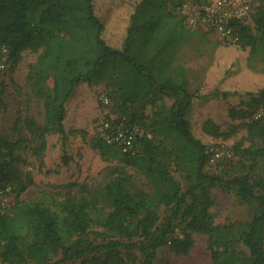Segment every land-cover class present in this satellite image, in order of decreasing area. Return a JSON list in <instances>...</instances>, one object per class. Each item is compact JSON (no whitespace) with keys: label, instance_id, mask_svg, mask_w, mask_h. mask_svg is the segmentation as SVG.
<instances>
[{"label":"trees","instance_id":"obj_1","mask_svg":"<svg viewBox=\"0 0 264 264\" xmlns=\"http://www.w3.org/2000/svg\"><path fill=\"white\" fill-rule=\"evenodd\" d=\"M167 1L160 0L159 4ZM95 2L0 0V50L6 47L9 59L15 62L25 50H41L28 79L43 99L45 111L43 126L24 118L16 140L0 137V186L19 183L20 151L30 149L40 156L48 133L61 138L62 160L69 164L67 140L76 132L66 126L70 99L82 83L97 87L107 81L123 104L138 106L141 116L133 114L128 121L143 131L140 151L135 155L122 153L98 135L92 146L102 155L116 150L124 161L135 162L145 171L150 190L137 188L129 175L118 172L99 191L83 187L85 193L68 196L54 207L35 200L0 209V258L9 264H152L165 244L177 255L187 254L196 233L207 236L213 264H264V192L257 189L264 188V177L254 181L247 174L225 179L205 171L212 148L241 130V139L230 146L233 151L251 161L264 158V122L253 118L249 104L264 99V89L244 91L238 81L230 83L241 69L239 61L231 64V75L222 73L213 90L190 89L182 66L166 74L157 67L174 37L172 31L158 40L153 37V30L164 17L153 0L135 3L121 48L104 39V21ZM252 24L255 34L249 25H241L239 43L219 44L245 53L246 68L253 72L254 61L259 58L264 76L263 6L257 8ZM139 39H143L142 45L153 40L150 53L142 52ZM49 78L53 80L51 86ZM224 81L229 82L225 87L221 86ZM236 94L245 95L246 109H228L234 123L229 132L221 131L211 119L204 121L202 133L215 140L214 144L205 143L203 135L193 130L189 117L193 104ZM164 97L173 99L172 105L161 107L149 120L156 141L145 129L143 112ZM106 120H111L110 115L100 118L94 129ZM173 165L184 173L185 189L171 176L169 168ZM67 182L69 188L83 184ZM19 184L24 190L22 181ZM220 185L234 188L239 200L255 203L258 212L248 221L216 224L210 212L214 202L211 189ZM177 220L181 237L174 236Z\"/></svg>","mask_w":264,"mask_h":264},{"label":"rangeland","instance_id":"obj_2","mask_svg":"<svg viewBox=\"0 0 264 264\" xmlns=\"http://www.w3.org/2000/svg\"><path fill=\"white\" fill-rule=\"evenodd\" d=\"M95 1L97 12L104 21V39L110 45L121 48L130 23V14L139 0ZM179 1L182 0H169L160 5V0H153L164 16L162 23L153 30V37L158 40L169 31L173 32L174 37V41L163 52L157 63L161 72L166 74L175 67L182 66L185 69L189 88L208 92L219 84L222 73L226 71L227 75H231V64L239 61L238 65L241 69L230 83L238 81L244 91L264 89V76L261 72L263 64L260 59L256 58L254 61V72L248 70L245 64V53L241 54L240 51L235 52L225 46L221 47L219 40L201 30L186 28L175 8ZM190 2L197 4L203 3V0H190ZM258 3L264 7V0H259ZM178 20L181 24L177 22ZM248 25L255 34L256 30L253 28L252 21ZM152 41L142 45L143 39H139L137 44L142 47V52L150 53L154 46ZM40 52L41 50L39 52L31 49L25 50L16 62L8 57L5 69L0 70V137L16 140L22 132L21 120L24 118H31L38 125H44V101L36 95L28 79L29 72L37 63ZM52 82V78L47 81L49 86ZM227 84L229 82L224 81L221 86L225 87ZM105 100L108 103H105ZM245 101L244 94H236L226 98L218 96L204 102H195L189 115L195 134L203 135L205 143L214 144L215 140L212 137L202 133L203 122L211 119L221 126V131L229 132L230 126L234 123L228 117V109L231 106L246 109ZM172 103L173 99L164 97L154 106L148 105L143 112L146 116L142 121L145 129L156 141L158 138L149 125V120L162 109L161 107L169 108ZM249 104L253 118L264 122V99L250 101ZM133 114L141 116L138 106L123 104L109 82H103L97 87H88L85 83L80 84L70 99L66 118L67 129L76 130L75 133L69 134L67 140L69 164L63 163L61 138L55 133L46 135L45 149L40 156H36L30 149L20 151L23 161L19 165L18 182L22 181L25 189L21 190L19 183L9 184L13 189L10 195V206L42 200L54 207L56 203L68 196L73 197L85 193L83 187L91 191H99L109 177L118 172H125L129 175L137 188L150 190L151 186L145 171L135 162L124 161L122 154L116 150L107 151L105 155H102L97 148L92 146L94 137L100 136V127L97 130L94 129L100 118L110 115V118L116 121L128 120V117ZM243 134L244 131H238L221 145L212 148L219 152L220 158L208 162L205 167L207 173L218 174L225 179L247 174L254 181L264 177V158L257 161L243 159L230 147L234 141L241 139ZM169 172L174 180L185 189L187 182L184 173L174 165L169 168ZM67 181L83 184L69 188L66 187ZM257 189L264 192L261 186ZM211 195L214 202L210 212L216 224L226 225L236 221H248L258 212L255 203L240 201L234 188L224 185L216 186L211 189ZM181 235L180 220H177L174 236L181 237ZM193 238L194 245L187 254L177 255L169 244H165L158 249L152 264H213L207 236L195 233ZM240 249L248 254L244 247Z\"/></svg>","mask_w":264,"mask_h":264},{"label":"built area","instance_id":"obj_3","mask_svg":"<svg viewBox=\"0 0 264 264\" xmlns=\"http://www.w3.org/2000/svg\"><path fill=\"white\" fill-rule=\"evenodd\" d=\"M259 0H206L204 3L192 4L190 0L176 3V11L182 22L190 30H201L219 40L237 44L240 42V26L248 25L257 11ZM9 52L6 47L0 50V70L5 69ZM105 103H108L105 100ZM100 137L109 145H116L122 153L135 155L139 153V139L143 135L137 124L128 120H106L100 127ZM220 158L219 152L212 150L210 160ZM12 188L0 186V209L11 204ZM0 264H9L0 258Z\"/></svg>","mask_w":264,"mask_h":264}]
</instances>
